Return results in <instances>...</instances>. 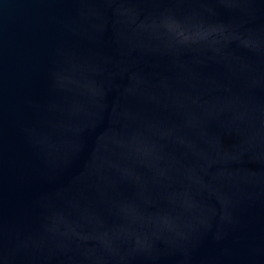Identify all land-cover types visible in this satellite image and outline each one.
I'll return each instance as SVG.
<instances>
[{
    "label": "water",
    "instance_id": "water-1",
    "mask_svg": "<svg viewBox=\"0 0 264 264\" xmlns=\"http://www.w3.org/2000/svg\"><path fill=\"white\" fill-rule=\"evenodd\" d=\"M0 264H264V0H0Z\"/></svg>",
    "mask_w": 264,
    "mask_h": 264
}]
</instances>
